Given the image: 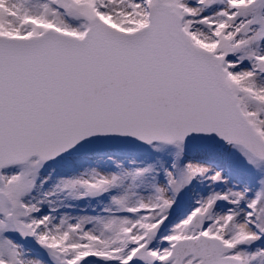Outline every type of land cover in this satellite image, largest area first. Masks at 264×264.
<instances>
[{
	"label": "snow or ice",
	"instance_id": "obj_1",
	"mask_svg": "<svg viewBox=\"0 0 264 264\" xmlns=\"http://www.w3.org/2000/svg\"><path fill=\"white\" fill-rule=\"evenodd\" d=\"M0 264H264V0H0Z\"/></svg>",
	"mask_w": 264,
	"mask_h": 264
}]
</instances>
